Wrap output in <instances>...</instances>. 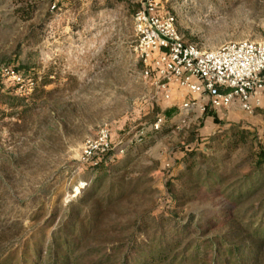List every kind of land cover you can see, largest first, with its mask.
Returning <instances> with one entry per match:
<instances>
[{"label": "rangeland", "instance_id": "1", "mask_svg": "<svg viewBox=\"0 0 264 264\" xmlns=\"http://www.w3.org/2000/svg\"><path fill=\"white\" fill-rule=\"evenodd\" d=\"M140 6V0H0V78L32 109L0 121V260L18 249L12 262L20 264L23 245L35 238L48 246L68 206L92 187L96 172L81 170L102 155L88 159L84 151L103 128L112 149H127L115 159L127 163L115 166L112 177L127 191L100 225L110 244H141L156 236L162 218L184 224L194 216L201 229L219 234L231 215L217 187L194 180L182 147L197 133L194 170L228 174L240 164V173L252 147H264V109L248 114L236 104L212 129L206 114L165 100L156 76L144 74L156 56L142 58L137 50ZM162 10L176 16L186 43L206 51L264 41V0H162ZM19 66L27 68L23 83L3 76ZM231 131L250 135L228 150Z\"/></svg>", "mask_w": 264, "mask_h": 264}, {"label": "trees", "instance_id": "2", "mask_svg": "<svg viewBox=\"0 0 264 264\" xmlns=\"http://www.w3.org/2000/svg\"><path fill=\"white\" fill-rule=\"evenodd\" d=\"M31 16L32 13H28L26 18ZM25 69L26 66H19L14 70L23 75L21 70ZM25 100V97L16 95L14 88L5 87L0 78V121L14 116L21 118L32 110ZM157 122L155 120L153 124ZM231 132L234 139L228 141V150L247 142L250 135L245 131ZM210 139L215 141L217 138L211 136ZM142 140L130 144V147ZM199 142L196 133L191 142L182 147L186 155L184 162L190 166V173L195 172L196 182L203 183L210 190L217 187L232 206V213L219 234H210L209 227L201 229L194 216H189L184 224L169 223V219L162 218L157 221L156 236H149L145 242L138 244L134 240L128 249H125L126 244H110L111 239L100 233V225L105 210L127 191L125 182L112 178L114 167L127 163L115 160L121 157L119 148L125 150L120 146L104 153L93 166L82 168L81 172H96L92 187L84 189L83 195L71 202L47 247L42 242L43 237L40 241L35 238L23 245L18 255L20 264H264V147L259 144L257 149L252 147L242 163L246 165L245 169L240 173H236L241 168L239 164L231 173L223 174L218 167L194 170ZM236 174L240 175L238 180L232 181ZM110 179L107 193L97 195L102 184ZM16 252L3 256L0 264H13L18 249Z\"/></svg>", "mask_w": 264, "mask_h": 264}, {"label": "built area", "instance_id": "3", "mask_svg": "<svg viewBox=\"0 0 264 264\" xmlns=\"http://www.w3.org/2000/svg\"><path fill=\"white\" fill-rule=\"evenodd\" d=\"M140 2L134 15L137 50L142 58L156 56L144 74L156 76L155 83L165 100L170 101L179 90L186 111L196 105L194 97L201 99L200 112L204 114L210 109L226 110L235 101L248 114L264 109V41H243L206 51L184 43L176 16L162 10V0ZM2 74L15 84L23 83L16 70L7 68ZM159 122L155 130H159ZM110 149L109 131L103 128L87 142L85 157L93 159ZM125 152L119 148L120 155Z\"/></svg>", "mask_w": 264, "mask_h": 264}, {"label": "crops", "instance_id": "4", "mask_svg": "<svg viewBox=\"0 0 264 264\" xmlns=\"http://www.w3.org/2000/svg\"><path fill=\"white\" fill-rule=\"evenodd\" d=\"M179 93H181V92L179 90H176L173 97L171 98V102L174 103L173 104L174 106H176L175 105L176 103H184L185 102L184 99L181 98V94H179ZM193 99L195 100L196 105L193 107L192 111L197 112V114L199 115L200 114V105L202 104V101L198 97H194ZM236 104H239V103L235 101L229 108H227L226 110H222V111H220V110L214 111V110L210 109L209 111H212L214 115H209L206 113L205 122L208 124V127H210L212 125H213V127L218 126L219 123L221 124L222 119L220 118L221 117L220 114L222 112L229 111L231 109V107H233ZM210 128H212V127H210ZM206 133L208 134V132H206Z\"/></svg>", "mask_w": 264, "mask_h": 264}, {"label": "bare ground", "instance_id": "5", "mask_svg": "<svg viewBox=\"0 0 264 264\" xmlns=\"http://www.w3.org/2000/svg\"><path fill=\"white\" fill-rule=\"evenodd\" d=\"M80 188H78V190H79Z\"/></svg>", "mask_w": 264, "mask_h": 264}]
</instances>
